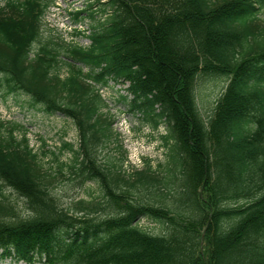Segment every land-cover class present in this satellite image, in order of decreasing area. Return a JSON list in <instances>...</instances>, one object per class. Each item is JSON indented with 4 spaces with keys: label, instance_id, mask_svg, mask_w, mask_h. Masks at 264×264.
<instances>
[{
    "label": "trees",
    "instance_id": "1",
    "mask_svg": "<svg viewBox=\"0 0 264 264\" xmlns=\"http://www.w3.org/2000/svg\"><path fill=\"white\" fill-rule=\"evenodd\" d=\"M52 3L0 0V75L9 93L71 119L78 143H64L69 161L51 152L53 173L43 164L48 153L36 152L21 126L0 123L1 258L264 264V0H106L88 47L44 39ZM201 74L228 78L207 119L195 96ZM111 82L128 84L131 111L154 129L166 125L165 183L149 160L133 175L124 170L100 92ZM114 138L120 161L101 156ZM61 177L97 184L103 197L65 208L54 193ZM4 187L26 201L28 216ZM142 220L162 230L150 233Z\"/></svg>",
    "mask_w": 264,
    "mask_h": 264
},
{
    "label": "rangeland",
    "instance_id": "2",
    "mask_svg": "<svg viewBox=\"0 0 264 264\" xmlns=\"http://www.w3.org/2000/svg\"><path fill=\"white\" fill-rule=\"evenodd\" d=\"M53 3L44 17L43 37L54 38L55 41L63 40L66 43L88 47L93 27L98 22L104 21L106 14L102 13L101 4L106 0H52ZM95 13V18L90 14ZM77 13H82L76 18ZM261 23L264 24V9L260 14ZM228 84V78L223 76L199 75L195 85L196 101L202 116L207 119L214 113L216 104ZM128 84L110 83L109 87L102 88L101 93L107 104L104 112L115 120V132L119 134V141L123 144L127 162L124 170L128 175L146 168V161L151 162L152 167L165 183L167 172L165 165L168 161V149L163 146L162 137L166 135V125L161 124L154 129L151 123L146 122L142 113L131 111L130 102L133 97L127 92ZM127 97L126 102L120 100ZM0 123L21 126L20 134L25 133L31 147L39 154L48 153L43 160L44 167L51 172L58 171V163L55 162L51 152L61 156L64 161H69L71 155L63 149L64 143H78V131L71 119L60 113L49 115L41 105L36 104L23 92L9 93L6 81L0 75ZM116 138V137H115ZM107 145L102 157L120 161L123 151L117 149L116 139ZM62 153V154H61ZM163 164L164 168H158ZM163 186V185H162ZM4 193L15 204L19 211L29 215L26 201L16 192L4 187ZM55 195L65 208H75L77 201L81 199L101 200L103 192L94 183L79 185L75 182L64 181L62 177L57 180ZM169 193V190H168ZM174 194V193H172ZM173 196V195H171ZM173 197H168L165 204L175 207ZM109 210L106 211V214ZM140 225L148 232L157 234L162 230L159 223L152 220H142ZM0 264H26L10 258H1ZM37 264H46L37 262Z\"/></svg>",
    "mask_w": 264,
    "mask_h": 264
}]
</instances>
